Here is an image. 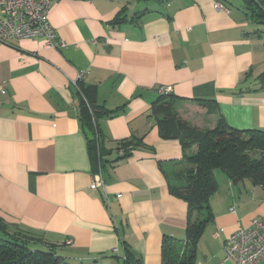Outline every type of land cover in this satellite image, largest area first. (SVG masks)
I'll return each instance as SVG.
<instances>
[{"label": "crops", "instance_id": "obj_1", "mask_svg": "<svg viewBox=\"0 0 264 264\" xmlns=\"http://www.w3.org/2000/svg\"><path fill=\"white\" fill-rule=\"evenodd\" d=\"M244 7L243 0H59L48 19L66 48H45L41 38L0 43V219L10 231L56 246L70 264H119L122 242L143 264H162L163 238L184 240L187 217L165 174L187 165L149 110L157 89L171 87L179 117L194 128L211 130L222 119L264 132V87L257 90L264 27ZM122 9L125 21L114 24ZM80 71L96 104L117 112L98 121L107 151L101 169L88 153L71 84ZM133 138L145 146L113 163L117 143ZM96 175L104 193L89 188ZM214 177L213 220L194 264H231L224 240L254 217L264 220L263 188L220 171Z\"/></svg>", "mask_w": 264, "mask_h": 264}, {"label": "trees", "instance_id": "obj_2", "mask_svg": "<svg viewBox=\"0 0 264 264\" xmlns=\"http://www.w3.org/2000/svg\"><path fill=\"white\" fill-rule=\"evenodd\" d=\"M247 17L264 27V0H243ZM121 10L113 23L125 21ZM246 75L244 79H247ZM258 91L264 87V70L257 76ZM79 115L87 134L88 153L100 169L106 157L103 137L98 121L112 117L117 112H107L98 106L93 95L77 82ZM246 91H251L247 88ZM178 99L171 95L159 97L151 107L150 115L156 120L163 140H177L182 150L186 168L172 170L166 175L169 193L187 205L184 240L164 237L162 240V264H194L196 248L204 228L213 220L209 199L218 189L215 171L222 172L232 183L249 181L264 189V132L237 130L219 119L214 129L200 130L182 120L175 108ZM119 162L132 155V151L145 146L142 139L117 143ZM105 164V163H104ZM57 247L46 244L28 232L10 228L0 219V264H70L56 251ZM119 264H143L141 257L122 242Z\"/></svg>", "mask_w": 264, "mask_h": 264}, {"label": "built area", "instance_id": "obj_3", "mask_svg": "<svg viewBox=\"0 0 264 264\" xmlns=\"http://www.w3.org/2000/svg\"><path fill=\"white\" fill-rule=\"evenodd\" d=\"M59 0H0V43L8 45L15 41L41 38L45 48L64 49L48 19L50 8ZM215 10L227 13L224 4L215 2ZM86 72L80 71L71 82L75 90L77 82L83 81ZM159 97L172 94L171 87H159ZM89 188L101 189L104 181L101 175L93 177ZM120 198V195H117ZM233 212V208L229 210ZM224 262L231 264H264V220L254 217L248 227L238 228L227 236L223 243Z\"/></svg>", "mask_w": 264, "mask_h": 264}, {"label": "rangeland", "instance_id": "obj_4", "mask_svg": "<svg viewBox=\"0 0 264 264\" xmlns=\"http://www.w3.org/2000/svg\"><path fill=\"white\" fill-rule=\"evenodd\" d=\"M264 29V28H263ZM180 104V102H176V104H175V108H176V110H177V108L179 107L178 105ZM117 148H118V145H117ZM120 152H123V149L120 151Z\"/></svg>", "mask_w": 264, "mask_h": 264}]
</instances>
